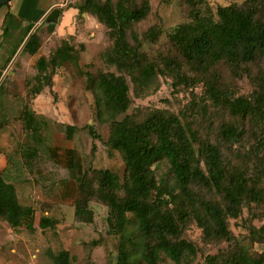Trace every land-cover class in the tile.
<instances>
[{"label": "trees", "instance_id": "trees-1", "mask_svg": "<svg viewBox=\"0 0 264 264\" xmlns=\"http://www.w3.org/2000/svg\"><path fill=\"white\" fill-rule=\"evenodd\" d=\"M187 1L191 5L188 21L179 24L170 39L192 66L209 72L222 63L250 64L264 57L261 14L264 0L219 6L215 12L194 5L195 0ZM70 7L77 10L78 16L90 15L107 29L110 39L104 54L107 64L128 75L141 88L151 85L161 70L145 62L138 37L132 34L133 42H130L127 35L132 22L143 19L148 13V4L131 8L119 2L114 4L113 0H79L76 5L69 2L59 9V17ZM42 24L25 41L21 53L33 55L39 51L38 30ZM31 28L28 27L27 33ZM45 28L52 33L55 26L49 24ZM156 34L157 31L152 30L144 37L153 40ZM76 60L74 47L66 41L49 56H40L35 74L25 79L26 94L29 97L40 94L52 85L57 68ZM174 66L176 62L165 60V68L168 67L173 78L177 77L178 70ZM6 78L7 74L0 83V90ZM204 82L205 105L208 101L210 107L226 110L232 118L219 130L221 142L229 147H241L245 142L243 153L239 154L240 163L225 161L220 145L211 140L197 146L190 124L181 115L159 109H150L143 116L138 110L128 114L132 100L124 75L101 72L93 83L95 118L100 123H110L106 144L121 154L125 179L114 187L107 170L89 176L72 149L65 150L66 167L77 186L74 218L94 225L93 213L87 207L91 197L107 208L104 233L118 237L117 264H159L161 255L179 264L185 256L197 254L196 246L186 238L190 222L201 228L206 239L232 241L228 220L237 218L245 206H264V83L249 96H232L216 80L210 78ZM123 114V118L118 119ZM18 119L26 135L35 138L38 133L35 112L23 107ZM245 122L252 123L255 129L261 123L260 137H255V144L249 150L245 146L248 143ZM5 124V119L0 121V129ZM75 131L76 127L68 124L65 137L72 139ZM37 140L41 142V136L38 135ZM39 142L32 146L19 143L16 148L21 165L29 174L36 173L44 161ZM6 160L7 167L0 172V220L12 229L30 226L36 210L19 201L16 187L7 177L10 162L8 157ZM159 162L167 164L171 181L157 178L154 165ZM39 208L48 211L43 203ZM55 220L42 215L38 226L53 227ZM254 231L257 240H264V228L261 233L255 229L250 233L255 235ZM53 263L71 264L68 252L59 251L53 256ZM199 264H264V253L253 256L237 247L228 254L207 255Z\"/></svg>", "mask_w": 264, "mask_h": 264}, {"label": "rangeland", "instance_id": "rangeland-1", "mask_svg": "<svg viewBox=\"0 0 264 264\" xmlns=\"http://www.w3.org/2000/svg\"><path fill=\"white\" fill-rule=\"evenodd\" d=\"M249 1L195 0L194 5L215 12L219 6L243 5ZM69 2L73 6L79 0H64L63 8ZM118 2L131 8H141L145 4L149 6L144 18L132 22L127 32L130 42H133L132 34L138 37L145 62L161 70L149 87L137 86L128 75L106 63L104 54L110 44L107 29L90 15L78 16L74 7L64 9L60 20L50 23L55 26L52 33L46 30L49 24L43 21L38 30L39 51L33 55L20 52L7 69V78L0 90V121L5 119V130L10 133L6 146V157L10 162L7 177L16 185L19 201L23 205L33 206L36 214L30 226L23 225L16 229L0 220V264H54L53 256L61 250L68 252L71 264H117L118 237L104 233L107 208L91 197L87 207L93 213L94 227L77 221L73 207L77 186L66 167L68 156L65 150L72 149L78 154L82 168L89 176L107 170L114 187L125 179L121 154L106 144L110 123H100L95 118L93 83L101 72L122 74L126 78L132 100L128 114L138 110L137 113L143 116L150 109H159L181 115L190 124L197 146L200 142L211 140L220 145L225 161L241 162L239 154L243 153L245 142L241 147H229L221 142L219 130L232 118L226 110L210 107L208 101L205 105L207 95L204 81L210 78L216 80L229 95L249 96L264 83V57L250 64L222 63L209 72L199 71L170 39L173 30L188 21L191 5L187 0H113L114 4ZM4 8L0 7V13ZM261 14L264 19V7ZM152 30H156L157 34L153 40L146 39L144 35ZM16 38L7 35L3 41L12 42ZM64 41L74 47L76 62L63 63L56 69L52 85L45 87L40 94L29 97L25 92V79L35 74L36 61L40 56H49ZM168 59L177 63L174 66L178 67L175 78L168 67L165 68V60ZM23 107L36 114L38 133L35 138L26 135L18 119ZM123 116L120 115L118 119ZM68 124L76 127L70 140L65 137ZM244 127L248 141L245 146L249 150L255 144V137H260L261 123L258 129L250 122H245ZM38 135L41 142L37 140ZM36 142L42 145L44 161L36 173L29 174L22 167L16 148L19 143L32 146ZM46 147L53 151L49 152ZM154 167L158 179L171 181L165 162H159ZM40 203L48 206L47 212L39 208ZM42 215L56 218L55 225L40 228L38 221ZM262 228L264 206L254 204L245 206L237 218L228 220V229L234 237L232 241L206 239L201 228L192 221L186 229V238L196 246L197 254L185 256L179 264H199L207 255L228 254L237 247L253 256L264 253V240L256 239V231L253 232L255 235L250 233L252 229L261 233ZM159 264L175 263L161 255Z\"/></svg>", "mask_w": 264, "mask_h": 264}, {"label": "crops", "instance_id": "crops-1", "mask_svg": "<svg viewBox=\"0 0 264 264\" xmlns=\"http://www.w3.org/2000/svg\"><path fill=\"white\" fill-rule=\"evenodd\" d=\"M63 3L64 0H10L3 5L5 8L0 13V79L5 73L7 74V69L12 66L20 54V48L29 34L27 33L28 27L32 26L31 30L38 27L55 8H63ZM18 24L19 27H16ZM7 35L17 38L12 42L4 43L3 40ZM20 43V48L15 51ZM7 59L10 61L6 65ZM3 66L6 67L2 69ZM5 129L6 127L0 129V172L7 167L6 146L10 133Z\"/></svg>", "mask_w": 264, "mask_h": 264}, {"label": "water", "instance_id": "water-1", "mask_svg": "<svg viewBox=\"0 0 264 264\" xmlns=\"http://www.w3.org/2000/svg\"><path fill=\"white\" fill-rule=\"evenodd\" d=\"M9 1H10V0H0V6H3V5H5V4H7ZM59 20H60V17H59V8H55L52 12H50V15H49L47 18L44 19L45 23H47V24L55 23V22H58ZM36 28H37V27L33 28V29L29 32V34H28L26 40L28 39V37L32 34V32H33ZM26 40H25V41H26ZM24 43H25V42H24ZM22 46H23V45H22ZM22 46H21V48H22ZM21 48H20V50H21ZM5 75H6V73H5V74L2 76V78L0 79V83H1L2 80L4 79Z\"/></svg>", "mask_w": 264, "mask_h": 264}]
</instances>
